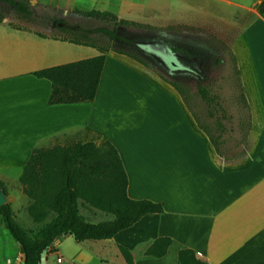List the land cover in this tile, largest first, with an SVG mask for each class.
Returning <instances> with one entry per match:
<instances>
[{
    "label": "crops",
    "instance_id": "crops-1",
    "mask_svg": "<svg viewBox=\"0 0 264 264\" xmlns=\"http://www.w3.org/2000/svg\"><path fill=\"white\" fill-rule=\"evenodd\" d=\"M30 1L64 14L86 10L83 6L91 0ZM217 1L237 11L232 21L221 19L224 29L252 40L264 72V0ZM238 12L246 15L241 23ZM67 45L84 46L0 23V180L7 183L11 170H22L30 151L45 147L47 138L79 130L82 142L109 141L116 148L128 197L162 202L163 212L144 215L111 239L61 236L52 251L47 249L45 264L53 255L54 264H127L119 246L131 252L133 264H179L178 251L186 248L207 264H264V138L244 164L223 166L233 157L222 148L226 129L221 115H210L214 121L209 128L195 117L194 126L163 87L108 56L92 101L49 105L51 83L33 72L64 64L60 60L70 51ZM247 51L253 70L249 47ZM257 85L264 105V76ZM248 133L245 129L241 143H248ZM6 197L19 205L16 194ZM164 236L171 238L165 255L146 256L149 245ZM23 261L20 244L0 217V264Z\"/></svg>",
    "mask_w": 264,
    "mask_h": 264
},
{
    "label": "rangeland",
    "instance_id": "rangeland-1",
    "mask_svg": "<svg viewBox=\"0 0 264 264\" xmlns=\"http://www.w3.org/2000/svg\"><path fill=\"white\" fill-rule=\"evenodd\" d=\"M30 1V0H29ZM31 2V1H30ZM34 16L49 15L43 4L33 3ZM73 7V6H72ZM86 10L72 9L57 15L66 26L85 29H109L113 38L107 42L110 58L129 64L152 81L158 83L177 102L195 126L196 117L200 124L213 126L210 107L202 98L199 89L204 88L210 97L216 115L226 129L223 146L233 157L226 165H241L248 161L252 150L264 138V105L257 80L262 82L264 72L258 57L253 54L252 40L245 34L235 36L225 23L232 21L237 13L234 7L217 0H96L83 6ZM98 10L114 14L126 23L101 21L85 17L81 12ZM239 23L246 18L238 12ZM0 15L6 22L12 19L10 6L0 2ZM244 18V19H242ZM54 22L51 19L35 21L30 28L49 34ZM244 25V24H243ZM245 28V26H244ZM106 41V38H104ZM260 45V41L258 43ZM70 51L60 61L69 63L93 57L98 51L92 47L67 45ZM252 52L254 69H251L249 53ZM245 129L249 132L248 143H241ZM196 133L203 132L195 127ZM204 137V136H203ZM80 139L79 130H71L45 140V147L64 145ZM21 170H11L9 181L4 183L7 195L16 194L19 205L7 199L15 213L16 221L28 230L31 219L27 213L28 198L20 189L18 180ZM30 202V201H29ZM81 215L88 221H106L110 214L96 211L78 201ZM52 219L49 216L45 221ZM66 248H71L66 243ZM56 255L49 256L48 264H54Z\"/></svg>",
    "mask_w": 264,
    "mask_h": 264
},
{
    "label": "trees",
    "instance_id": "trees-1",
    "mask_svg": "<svg viewBox=\"0 0 264 264\" xmlns=\"http://www.w3.org/2000/svg\"><path fill=\"white\" fill-rule=\"evenodd\" d=\"M11 7L12 19L7 22L11 28L28 31L41 37L71 42L95 48L99 54L90 58L43 68L33 72L38 78L51 83L48 98L49 105L90 102L94 99L101 72L109 47L107 42L113 38L109 29H85L58 25L64 23L57 15L62 13L50 5H43L46 17L34 16L29 0H0ZM85 17H94L101 21L126 23L114 14L98 10L81 12ZM51 19L52 31L45 34L30 28L35 21ZM3 16L0 15V23ZM106 38V41L104 40ZM202 98L214 115L215 98L207 90L200 88ZM217 127L218 124L216 123ZM20 189L29 199L27 213L36 230L23 228L15 219V213L9 202L0 206V217L4 227L20 244L25 264H39L40 254L45 248L53 250V241L70 234L75 240L111 239L141 217L149 213H162L163 203L147 199L128 197L127 175L116 148L104 141L100 145L94 142H82L80 139L64 145L49 148L35 147L23 165L18 177ZM0 188L6 195L3 182ZM103 211L111 219L93 223L81 215L78 201ZM49 216L52 219L45 221ZM171 238H156L145 250L146 256L160 258L165 255ZM119 250L127 264H133L131 252L124 246ZM179 264H207L199 259L192 249H180L177 254Z\"/></svg>",
    "mask_w": 264,
    "mask_h": 264
},
{
    "label": "water",
    "instance_id": "water-1",
    "mask_svg": "<svg viewBox=\"0 0 264 264\" xmlns=\"http://www.w3.org/2000/svg\"><path fill=\"white\" fill-rule=\"evenodd\" d=\"M54 24V23H53ZM58 25L62 26L65 25L64 23L59 22ZM7 201V197L5 195V192L2 188H0V206H2L3 204H5ZM48 248H45L41 254H40V260H39V264H45V256H46V252H47ZM22 264H25V262L23 261Z\"/></svg>",
    "mask_w": 264,
    "mask_h": 264
},
{
    "label": "built area",
    "instance_id": "built-area-1",
    "mask_svg": "<svg viewBox=\"0 0 264 264\" xmlns=\"http://www.w3.org/2000/svg\"><path fill=\"white\" fill-rule=\"evenodd\" d=\"M58 260H60V258Z\"/></svg>",
    "mask_w": 264,
    "mask_h": 264
}]
</instances>
